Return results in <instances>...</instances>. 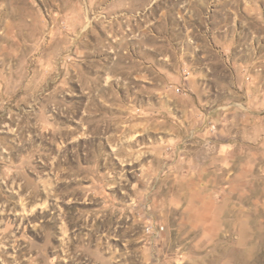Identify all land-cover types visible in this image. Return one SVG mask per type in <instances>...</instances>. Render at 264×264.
<instances>
[{"label": "rangeland", "instance_id": "rangeland-1", "mask_svg": "<svg viewBox=\"0 0 264 264\" xmlns=\"http://www.w3.org/2000/svg\"><path fill=\"white\" fill-rule=\"evenodd\" d=\"M0 264H264V0H0Z\"/></svg>", "mask_w": 264, "mask_h": 264}, {"label": "built area", "instance_id": "built-area-1", "mask_svg": "<svg viewBox=\"0 0 264 264\" xmlns=\"http://www.w3.org/2000/svg\"><path fill=\"white\" fill-rule=\"evenodd\" d=\"M149 229H151V228L149 227Z\"/></svg>", "mask_w": 264, "mask_h": 264}]
</instances>
